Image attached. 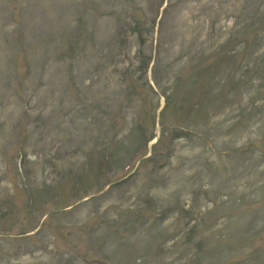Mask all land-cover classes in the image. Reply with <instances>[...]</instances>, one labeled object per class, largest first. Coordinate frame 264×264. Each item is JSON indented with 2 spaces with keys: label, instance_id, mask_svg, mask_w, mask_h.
<instances>
[{
  "label": "rangeland",
  "instance_id": "rangeland-1",
  "mask_svg": "<svg viewBox=\"0 0 264 264\" xmlns=\"http://www.w3.org/2000/svg\"><path fill=\"white\" fill-rule=\"evenodd\" d=\"M0 264H264V0H0Z\"/></svg>",
  "mask_w": 264,
  "mask_h": 264
}]
</instances>
